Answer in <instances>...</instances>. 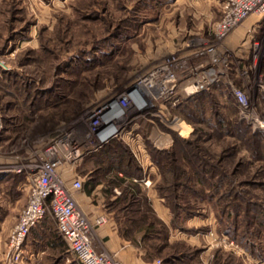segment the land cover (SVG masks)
<instances>
[{
    "label": "rangeland",
    "instance_id": "1",
    "mask_svg": "<svg viewBox=\"0 0 264 264\" xmlns=\"http://www.w3.org/2000/svg\"><path fill=\"white\" fill-rule=\"evenodd\" d=\"M214 2L215 17L207 22L206 0H0V166L36 159L54 137L84 130L93 109L161 65L178 77L182 68L171 62L186 58L184 66L194 67L209 60L188 56L186 44L216 42L211 28L220 3ZM255 24L240 56L225 41L218 45L228 65L220 66L224 75L209 90L183 94L175 106L170 98L158 100L153 116L131 115L123 137L92 148L73 168L83 189L92 182L106 194L117 185L114 165L134 176L140 208L118 213L121 228L153 264H264V161L251 153L248 135L231 128L243 121L264 139V18ZM252 42L258 43L255 69ZM229 84L245 92L246 110ZM128 186L120 184L124 194ZM115 199L118 212L130 201ZM156 200L163 207L158 223L155 214L140 222ZM7 215L0 206V219ZM45 221L55 228L52 215ZM148 223L154 224L150 233L143 231ZM10 225L4 224L2 239ZM58 245L59 253L47 249L32 260L24 252L21 264H77Z\"/></svg>",
    "mask_w": 264,
    "mask_h": 264
},
{
    "label": "built area",
    "instance_id": "2",
    "mask_svg": "<svg viewBox=\"0 0 264 264\" xmlns=\"http://www.w3.org/2000/svg\"><path fill=\"white\" fill-rule=\"evenodd\" d=\"M219 3L220 19L211 28L216 42L208 44L203 41L194 45L189 40L186 44L191 51L188 56L208 57L206 64L184 66L188 62L186 58L171 62V65L182 68L178 77L170 72L167 64L161 65L93 109L84 130H73L54 137L36 159L28 158L18 166H0V175H22L27 188L26 203L18 212L7 237L5 264L22 263L24 244L31 229L48 214L52 215L57 234L77 264H122L115 253L95 246L97 229L105 224L106 219L100 216L90 220L80 209L75 194L82 191L83 181L73 168L92 148L123 137L124 127L121 126L131 115L134 118L148 114L153 116L151 110L158 100L170 98L169 103L175 106L180 103L183 94L187 98L207 91L224 75L220 66H227L228 63L227 58L219 54L220 44L249 18L256 17L258 21L264 18V0H219ZM252 43L251 58L255 69L259 61V54L255 52L258 43ZM240 72L248 75L245 70ZM229 86L234 101L240 109L246 110L248 98L245 92ZM156 113L162 116L163 110L159 108Z\"/></svg>",
    "mask_w": 264,
    "mask_h": 264
},
{
    "label": "crops",
    "instance_id": "3",
    "mask_svg": "<svg viewBox=\"0 0 264 264\" xmlns=\"http://www.w3.org/2000/svg\"><path fill=\"white\" fill-rule=\"evenodd\" d=\"M176 1L182 2L183 0ZM191 1L201 3V0ZM206 1L207 4L204 7V12L208 17L207 22H209L213 17H215V9L217 8H213V6L210 4L211 1H213V3L215 4V0ZM217 2L219 1L217 0ZM217 12H220V8L219 10H217ZM257 21L258 20L256 19L252 22L250 20L245 21L229 36V38L224 42L223 46H227L229 48L231 47L235 51V54L237 52L238 56H240V54L244 52L243 48L246 43L244 35L246 33H249V30L257 27V24H255L257 23ZM238 52L241 53L239 54ZM239 59L241 60L242 57ZM207 62L208 60L204 61L202 64H206ZM151 129L157 130L155 126H152ZM141 168L144 172V168ZM113 175L122 177V173L118 171H114ZM116 190L118 189L116 187H113L111 193L106 194L104 192H100L98 185H88L86 189H83L81 192L75 194V199L80 209L87 218H89L90 220H94L97 217L103 216L106 219L105 224L97 229L95 246H97V248L99 249H104L109 252L115 253L122 264H153L152 262H148L147 260H145V253L137 244H135V242H139L137 238L133 239L131 236H129V238L124 236V231L121 228V220L118 214L122 211V209H120L118 212L117 209L111 206V203H113L114 199L117 197L115 193H117L118 191L116 192ZM106 197H108L107 200ZM26 199L27 188L25 186V180L22 175H17L15 173L0 175V206L7 212H9V215H7V219L6 217L0 219V233H3L4 231V224H15L16 219L14 217V213L18 212L20 208L25 205ZM150 207L152 208L155 216L157 218L160 217L163 207L158 206V200H156L155 204H151ZM12 225H10V227ZM50 227L52 226H49L44 219L41 223L31 229V232L29 233L24 244L25 254H30L29 260H32L33 257L40 258L47 249H52L56 253H59V243L61 244L60 246L62 248L66 247L63 240H61L57 232H55L56 228L52 229ZM6 241L7 240L0 237V264L6 263ZM40 243L43 244L42 247H44V250L39 249L38 251L34 252V246L37 245L38 247H40Z\"/></svg>",
    "mask_w": 264,
    "mask_h": 264
},
{
    "label": "trees",
    "instance_id": "4",
    "mask_svg": "<svg viewBox=\"0 0 264 264\" xmlns=\"http://www.w3.org/2000/svg\"><path fill=\"white\" fill-rule=\"evenodd\" d=\"M211 106H212V109L214 110L213 103L211 104ZM242 125H244V122L243 121H239L237 123L235 121L233 123V126H231V128L239 136H240V133L241 134L243 133L245 136L248 135L244 139H246V142H248L249 145H252L253 146V148L249 146L250 149H251V153H254L255 156L261 157L260 159H262L264 161V139H263V136L259 132L252 133L250 131V129H249L248 126H245L244 125V127H243ZM231 135H232V133H231ZM244 135L242 137H244ZM163 153L164 152H159L157 150L154 151V154L155 155H160V154H163ZM130 163H131L130 160H128L127 163H126V169L127 170H129L128 168H130L129 167L130 166ZM120 166L119 165H114V167H115L114 169L116 171H118V172H121L122 173V177H118L117 175H114V177L112 178V180L114 181V183H115V181L117 182V185L116 184H112V188L113 187H116L117 189L120 190L119 195L115 199V202L118 204L121 201H123L125 198H128V199L130 198L129 199L130 201L128 202V205L123 206V207H120V209H122L124 211V210L129 209V207H133V206H130V205H135V208H137L136 211H138V209L140 208V206H139L140 205V202L138 200H136V198H137L136 195H137V192H139V191H138L137 185L136 184H133L134 182L131 181L134 176L131 175V173H128L125 170L124 166H122V164ZM120 168H124V170L122 171ZM212 171H214V169H212ZM177 180H178V182H175V183L179 184L180 183V179H177ZM126 181L129 184V186H128V189L129 190H128V192H126V194H124V191L120 188V184H124V183H126ZM91 183L92 182L85 183V189L87 188L88 185L91 186ZM82 190H83V188H82ZM147 214L154 215V212H153V210H152V208L150 206H148L146 209H144V213L142 214V217H141L140 222L147 223V221H148L147 220ZM156 220H157V217H156ZM157 223H158V220H157ZM160 224H162V226H163V223H160ZM153 225L154 224H152V223H148L147 226L143 229V231L144 232H148V233L152 232L153 231V228H154ZM140 228L141 227H139V230H140ZM124 236H126L127 238H129L128 229L125 230ZM161 242H162L163 245H166V239L165 238H163L161 240ZM135 243L137 244V242H135ZM160 248H161V246L160 247H152V249L154 250V252H158L160 250ZM145 260H147L148 262H151V260L148 259L146 256H145Z\"/></svg>",
    "mask_w": 264,
    "mask_h": 264
},
{
    "label": "bare ground",
    "instance_id": "5",
    "mask_svg": "<svg viewBox=\"0 0 264 264\" xmlns=\"http://www.w3.org/2000/svg\"><path fill=\"white\" fill-rule=\"evenodd\" d=\"M157 139V138H156Z\"/></svg>",
    "mask_w": 264,
    "mask_h": 264
}]
</instances>
